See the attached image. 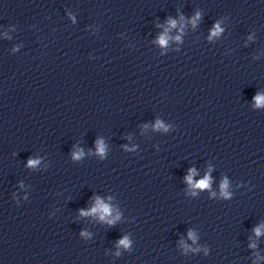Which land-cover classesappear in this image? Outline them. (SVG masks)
Returning a JSON list of instances; mask_svg holds the SVG:
<instances>
[{
  "label": "clouds",
  "instance_id": "obj_1",
  "mask_svg": "<svg viewBox=\"0 0 264 264\" xmlns=\"http://www.w3.org/2000/svg\"><path fill=\"white\" fill-rule=\"evenodd\" d=\"M163 39L161 40V43H163ZM208 186V180L207 178H205L204 180L200 181L199 184L197 185V187H200V188H206ZM104 212H108V208L105 207L104 209ZM95 211V210H94ZM122 243H125L124 241H122Z\"/></svg>",
  "mask_w": 264,
  "mask_h": 264
}]
</instances>
